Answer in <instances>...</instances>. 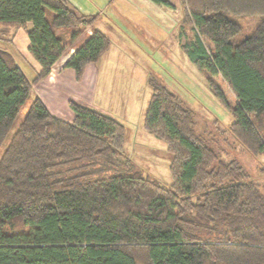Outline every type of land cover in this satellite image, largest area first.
Masks as SVG:
<instances>
[{
  "label": "trees",
  "instance_id": "16d2710c",
  "mask_svg": "<svg viewBox=\"0 0 264 264\" xmlns=\"http://www.w3.org/2000/svg\"><path fill=\"white\" fill-rule=\"evenodd\" d=\"M181 3L185 54L230 111L234 139L264 155V0ZM96 18L69 0H0V41L23 27L40 66L28 78L0 46V264H264V181L219 158L193 109L151 75L143 127L166 144L167 186L125 154L122 123L73 99L68 120L34 94L3 145L33 86L86 27L63 64L76 80L108 48Z\"/></svg>",
  "mask_w": 264,
  "mask_h": 264
},
{
  "label": "rangeland",
  "instance_id": "374dc122",
  "mask_svg": "<svg viewBox=\"0 0 264 264\" xmlns=\"http://www.w3.org/2000/svg\"><path fill=\"white\" fill-rule=\"evenodd\" d=\"M69 1L84 14H97L93 27L104 31L110 43L97 61L85 66L79 80L75 79L74 73L69 79L58 78V100L64 102L63 108H68V99H73L122 123L125 154L144 174L167 186L171 183V176L168 168L170 154L166 144L143 127L151 92L148 77L151 75L193 109L195 131L219 158L237 159L248 172L249 179L264 181V155L251 154L234 139L228 129L233 120L230 111L210 89L205 72L188 59L182 48L184 41L191 38L192 28L184 20L181 0H170L175 6L135 0L136 3L130 1V5L121 4L122 7H118L119 0H111L108 9L102 13L99 9L104 8V1L99 8L90 4L89 0ZM115 8L120 9L121 16L117 15ZM84 30L72 45L78 46L84 36L91 32L90 27ZM27 38L25 29L20 27L15 32L13 42L0 41V46L8 49L27 77L32 78L34 70L29 63L36 61L27 49ZM74 46H68L67 53ZM206 46L209 47V43ZM63 64L59 62L54 65L55 68L48 75L53 76L52 72ZM66 69L71 70L69 67ZM214 80L223 90L228 103L233 105L234 95L221 76L215 75ZM36 91L34 86L18 111L3 145L23 118ZM61 117L65 118V115L61 113Z\"/></svg>",
  "mask_w": 264,
  "mask_h": 264
},
{
  "label": "crops",
  "instance_id": "0c3cea01",
  "mask_svg": "<svg viewBox=\"0 0 264 264\" xmlns=\"http://www.w3.org/2000/svg\"><path fill=\"white\" fill-rule=\"evenodd\" d=\"M89 1H90V4L94 5L96 8H99V6H102L101 2L104 1L105 2L104 8L102 7L103 9L102 8L99 9V12L102 13V12H104V10L108 9V2L110 3L111 0H89ZM130 1H135V0H119L118 7H122L121 4L122 5H130V3H131ZM140 1H141V3H142V1L145 3L148 2V0H139V2ZM124 2L126 4H124ZM149 2L150 3L152 2L155 4H165V5H169V6H175V5H172L173 3L170 0H166V2H161V3H156L153 0H150ZM135 3H136V1H135ZM115 10H117V15H119V16L122 15V12L120 11L119 8H115ZM174 10H175V8H174ZM28 43H29V40L27 38V49H28ZM73 50H74L73 48H70V50H69L70 52L66 53L67 55L62 56L58 61H56L54 63V65L58 64L59 62L63 64L65 62V60L67 59V57L69 56V54ZM16 53H17V51H16ZM20 56H22L27 61V58L25 56H23L22 54H20ZM18 59H20V57H18ZM54 65L51 67L50 73H51V71H53L52 69H53ZM29 66L32 67V69L34 70V72L32 71V73H34V74L37 70H39V67H40L37 62L29 63ZM20 67H21V65H20ZM21 69H22V67H21ZM71 71L72 70L66 69V67L61 66L60 68H58L57 71H55L54 73L52 72L53 76L48 75L44 79H42L40 82H38L36 85H34L36 87V90H37L35 94L44 102V104L48 107V109L52 113H54L60 117H61V113H63V115H65V119L71 118L73 116V113H72L70 107L67 108V106H66V108H63L64 102H61L58 100L59 99V95H58V93H59L58 88L59 87L57 86V83H58V78L65 77V78L69 79L73 73V71L72 72ZM23 72L25 73V71H23ZM60 82L62 84L63 81L61 80Z\"/></svg>",
  "mask_w": 264,
  "mask_h": 264
}]
</instances>
